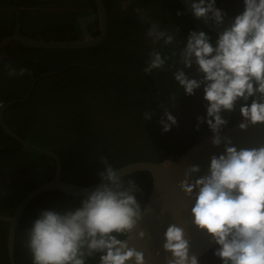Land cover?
<instances>
[{
    "label": "clouds",
    "instance_id": "1",
    "mask_svg": "<svg viewBox=\"0 0 264 264\" xmlns=\"http://www.w3.org/2000/svg\"><path fill=\"white\" fill-rule=\"evenodd\" d=\"M244 5L215 44L204 31H191L174 61L182 65L173 76L186 95L203 89L207 114L197 117V130L206 122L213 133L212 144L225 146L223 154L211 156L205 175L193 181L192 175L201 168L191 165L180 184L195 200L191 208L194 225L218 245L214 255L222 264H264V145L238 149L222 135L229 124L223 114L236 111L238 104L241 130L264 124V0H244ZM191 8L197 19H212L217 25L224 22L225 13L216 7V0H198ZM146 35L153 44L177 43L176 36L161 30L158 23H152ZM176 55L174 51L172 56ZM169 59L154 48L143 71L166 70ZM193 68L198 78L186 71ZM26 72L21 68L17 73L10 67L9 75ZM153 115L146 111L144 119L151 121ZM164 117L160 120L164 132L178 124L167 107ZM100 162L104 165L99 173L102 183L83 197L79 207L63 212L44 210L27 230L25 246L32 264H87L97 255L99 264H147L144 252L128 243L146 211L136 195L141 189L134 179H122L106 157L101 156ZM139 236L143 239L146 233L141 231ZM164 241L163 249L171 254L166 264H201L191 254L183 227L170 224Z\"/></svg>",
    "mask_w": 264,
    "mask_h": 264
},
{
    "label": "flooded vegetation",
    "instance_id": "2",
    "mask_svg": "<svg viewBox=\"0 0 264 264\" xmlns=\"http://www.w3.org/2000/svg\"><path fill=\"white\" fill-rule=\"evenodd\" d=\"M140 1L143 2V0H107V2L111 4V8L108 9L106 0H103V3L106 7L108 19L107 32L104 39L98 44L78 48H33L22 44L18 40H12L5 45L1 44L5 39L15 36L17 32L25 37L47 41L84 40L85 30L90 36L94 38L100 36L101 25L99 21L98 6L95 0H0V90H4L3 93L6 94V97H0V109L5 107L2 113L3 121L5 125L16 135L15 137L7 133L0 123V141H4L3 146L6 150L4 153H0V185H3L7 189L11 190V194L7 196L8 204H10L14 200H16V202L20 200L19 197H17L18 188L17 186H15L17 174L10 172L18 169L21 170L19 165L15 163L17 160H22L25 155H28L27 150L40 153L41 155L49 157L54 161V173L50 180L54 178L57 171V164L54 158L25 145L21 140L57 154L62 161L61 177L63 180H65L63 178L65 167L63 165L62 157L54 150L49 149L41 144L46 141L45 143L48 146L50 145V142H48L49 140H47L46 138V134L39 128H41V124L48 123L49 120L50 122H53L54 116L57 113V110L54 108V106L46 105L47 108H44L43 110V118L40 120V122L39 120L36 121L38 124L34 129H31L28 123L23 120V118L19 119L21 112L26 111L28 108L34 105V103L30 105L34 98H36L35 102H37V98L44 97L46 95L45 88H41L40 90H38V97L34 95L35 91L37 92L36 85L39 81L43 82V80L46 78L56 76L59 78L56 83L62 85V83L65 82L63 77H67L66 73L69 71H72L71 73H74L75 69L78 72L81 71L89 75L92 72H99V74L102 75L104 69L105 71L118 69L120 71V74L122 76H125V79L132 84L136 83V81L141 80L140 73H142L143 76L146 74L143 69L146 67L149 58H147L148 60H146L145 58H142L140 60L139 55L135 54L131 59L133 64L127 66V62H121V59L119 58L115 59L114 57L105 56L102 53L98 52V48L101 47V45H103L104 42L111 36V34L109 33L111 31H113L114 36L119 35L121 32H123V34L120 35V38H122L125 33L129 34L132 31L129 35L130 46L133 45L134 40L140 39L142 41V45H144L145 47V49L143 48V51L148 56L152 52V50L156 48L162 53L163 56L171 57V59L167 61L166 70H154L155 73H158L157 76L154 71L151 74H147V76L153 74L154 76L152 75V79L157 78L156 83L153 85V87L160 89L158 95L146 99V103L144 104L148 112L154 113L153 119L156 121V123L152 125L150 124V121L148 124V120L141 118L139 120L138 117L135 116V113L131 112L130 110L129 112H127V119L128 121L133 122V124H125L123 121V126L121 123H119L124 127V132L122 133L121 139L123 141H132L138 146L145 145V147L140 150L137 155H141L145 158H155L152 153L158 151V147L162 145L166 147V150L162 152L163 158L174 159L170 157H177L193 144H195L204 134L211 132L206 122L200 125L199 130H197L196 127L198 124L197 117L206 116L207 114V102L203 99V89H198L194 96L186 95L183 88L178 84L177 81H175L173 73L178 68L182 67V65L178 63L174 64V61L179 59L180 50H182L186 46L187 38L189 36V29L190 32H199L205 28L206 30L212 32L214 35L216 33L196 20L179 3L178 0L176 1L185 9L187 14H189L191 18L199 23L201 29L198 25L194 24L191 21L184 22V16L182 18L180 15V18L177 19V10H175L177 12H175L171 20L169 18L165 19L167 23L163 22L162 20V18L164 17L163 14L159 17V19H153L150 15L153 10L148 8L147 6H142V4H140ZM216 7L221 9L225 14H235L236 12L240 13V9L244 10L245 5L244 0H216ZM89 16H93V21L86 24V28L84 30L81 26V20L86 19ZM149 17L151 18V20L146 23L145 20ZM75 21L77 23V26L75 24ZM152 23H158L161 30H167L170 33L174 34L176 36L177 43L172 46L165 45L163 41H161L159 44H153L151 39L146 35ZM187 24L189 25V27H187ZM211 41L213 44H215V39H211ZM34 49L57 51V54L54 55L56 58V60L54 61L56 70L33 75L32 71L35 69V67L31 64L30 66H28V62L24 64L23 60L26 56H28L30 62L33 61V64L39 63L40 58L37 57V54L31 53V51ZM69 51H74V58L71 57L73 53L70 55ZM174 51L177 54L176 56H172V53ZM13 56L16 57V67L13 64V62L15 61L13 59ZM113 61L117 62H115L114 64ZM117 63L119 64L117 65ZM10 67L15 68L17 73H19V70L21 68L27 69V72L23 76H20L18 74L9 75ZM186 71H189V75L193 76L194 78H198L195 73V68H193L192 70L186 69ZM61 75L63 76L60 77ZM71 79H74V77H71ZM67 80H69V78ZM149 82V80H141L140 84H146ZM173 96L175 97V99H172ZM12 101L15 102L12 103ZM27 104L28 107H26ZM165 107H167L172 112V114L176 116L178 121V124L173 125L171 130L168 132L163 131L162 125L160 123L161 118L164 117ZM101 109L104 110L102 107ZM115 114L119 115L118 112H114L108 113L107 117L110 118V115ZM94 115L97 119L101 118L100 111L95 112ZM223 115L226 119L229 120V124L227 125L228 128L233 122L232 119L235 117V112L224 113ZM164 118L166 119V117ZM239 118L240 117H237V119H235L236 122L240 120ZM18 120H20L21 122ZM32 139L39 141L40 143H36L32 141ZM182 139L185 141L182 145L179 146V144H173ZM188 141L191 143V145L187 146L184 149V145ZM182 148L183 150H181ZM36 174L38 176H42L46 175V172L44 169H42L36 172ZM89 179H86V182H91L94 180L93 178L91 179V177ZM50 180H46L44 183ZM96 182H92L89 184L76 182L73 183L80 185H90ZM40 185L36 182V180L32 182L31 186L33 187V189L26 193L25 196L20 200L14 212L16 211L21 201L31 191H33ZM45 192H42L35 196L28 203L22 215L20 216L16 229L15 249L18 231L22 230L23 227H25V225L23 224L25 222L23 220V214L27 210L29 204L33 202L39 195ZM0 215L6 216L2 214ZM0 221L7 222L1 219ZM7 223L8 226L6 233V251L8 256L7 243L9 227L11 224L9 222ZM0 232L2 233L4 232V230H0Z\"/></svg>",
    "mask_w": 264,
    "mask_h": 264
},
{
    "label": "trees",
    "instance_id": "3",
    "mask_svg": "<svg viewBox=\"0 0 264 264\" xmlns=\"http://www.w3.org/2000/svg\"><path fill=\"white\" fill-rule=\"evenodd\" d=\"M140 4L153 10L150 13L153 19H159L163 14L164 17L162 20L167 23L165 19L169 18L171 20L175 12L178 11V13H183L181 17L183 18L184 16V22L191 21L200 28L199 23L191 18L176 0H143V2L140 1ZM107 6L108 9L111 8V4L108 2ZM242 10L243 9H240L239 12ZM179 18L180 15L177 16V19ZM75 24L77 26L76 21ZM187 27H189L188 24ZM202 31L207 33L211 39H215V41L218 38L217 34L214 35L205 28ZM131 32L129 34L125 33L122 38H120V35H122L123 32L116 36L113 35V31L109 32L111 36L98 48V52L105 56L114 57L115 59L119 58L121 62H127V66L133 64L131 59L135 54L139 55L140 60L142 58L148 60L147 58H149V56L143 51L145 47L142 45L140 39L134 40L133 45L130 46L129 35ZM188 34H190V29ZM73 52L74 51H69V54L71 55ZM31 53L37 54V57L40 58V62L33 64V61L30 62L28 56L24 58L25 61L23 60V62L24 64L28 62V66L31 64L35 67L32 71L33 75L56 70V65H54L56 58L54 55L57 54V51L34 49ZM71 57L74 58V53ZM13 59L15 60L16 57L13 56ZM115 62L117 61H113L114 64ZM13 64L16 67V60ZM118 64L119 63H117V65ZM71 72L72 71L67 72V77H63L65 82L62 83V85L56 83L57 80H59L56 76L46 78L43 82L39 81L36 85L37 92L35 91L34 95L38 97V90L41 88H45L46 95L37 98V102H35L36 98H34L30 104L32 105L34 103V105L26 111L21 112L19 116V119L23 118V120L28 123L29 127L34 129L38 124L36 121L39 120L40 122L43 118V110L47 108L46 105L54 106L57 110L54 120L51 119L53 122L49 120L51 124L49 122L41 124V128L39 129L43 130L47 136V140H49L48 142H50L49 146L45 143L46 141L41 144L54 150L62 157L65 167L63 178L65 180L83 184L101 180L99 173L104 170V165L100 162L101 156L106 157L116 169L132 162L142 160L161 161L164 159L162 152L166 150V147L160 145V143L158 147L159 150L152 153L155 158H145L141 155H137L145 145L138 146L132 141H123L121 139L122 133L124 132L123 121L125 124H133V122L128 121L127 112L131 110L139 120L140 118L144 119V113L147 111L144 105L146 99L159 94L160 89L153 87L157 80V78L152 79L153 74L148 76L145 74L143 76V74L140 73L141 80H149L150 82L140 84V80L132 84L125 79V76L120 74L118 69H111L110 71H105L104 69L102 75H100L99 72H92L89 75L81 71L78 72L76 69L74 73ZM155 74L157 76L158 73ZM62 76L63 75L60 77ZM71 77H74V79H71ZM68 78L69 80H67ZM3 92L4 90H0L1 98L6 97V94ZM26 107H28V104ZM101 107L104 110H102ZM239 107L240 105L238 104L236 111H234L235 117L232 119L233 122L230 125L236 122L235 119H237V117H240L239 119L242 118L239 113ZM97 111L101 112L100 119H97L94 115ZM114 112H118L119 115L115 114L110 115V118L107 117L108 113ZM155 123L156 121L152 118L150 124L154 125ZM32 141L36 143L39 142L34 139H32ZM184 142L185 141L182 139L173 144H179L180 146ZM3 145L4 141H0V153L6 151ZM189 145H191V143L188 141L184 145V149ZM181 150H183V148ZM27 152L28 155H25L22 160H17L15 163L19 165L21 170L18 169L10 172L17 174L15 186L18 188L17 197H19L20 200L26 193L33 189L31 186L33 181L36 180L40 185L46 180H50L54 173L53 166L55 164L51 158L43 156L35 151L32 152L27 150ZM170 158H176V156ZM42 169L45 170L46 175L38 176L36 172ZM90 177L94 180L86 182V179ZM122 179L125 181L134 179L136 181L141 189L136 195L143 207L152 187L151 174L148 172H137ZM10 194L11 190L0 185V214L2 215L11 216L20 202V200L17 202L14 200L8 204L7 196ZM83 197H73L54 190L39 195L29 204L27 210L23 214V220L25 221L23 224L25 227H23V229L21 228L22 230H19L17 234L15 257L18 264H32L31 255L25 246L27 230L31 228L33 222L39 218L42 211L57 210L63 212L75 209L80 206V201ZM7 226V222L0 221V230H4V232H0V264H9L6 251ZM217 247L211 249L200 258L201 264H222L221 260L214 255V251ZM87 264H99V255L89 258Z\"/></svg>",
    "mask_w": 264,
    "mask_h": 264
},
{
    "label": "water",
    "instance_id": "4",
    "mask_svg": "<svg viewBox=\"0 0 264 264\" xmlns=\"http://www.w3.org/2000/svg\"><path fill=\"white\" fill-rule=\"evenodd\" d=\"M179 3L190 13L196 20L216 34L223 32L231 26L237 15L241 14H225L222 25H217L214 20L205 21L203 18L197 19L191 8L192 3L198 0H178ZM98 6L99 21L101 25V34L97 37L90 36L85 28L86 24L93 21V16L81 20V26L85 30V39L78 41H47L42 39H34L22 36L18 32L15 36L9 37L3 41L1 45L12 40H18L22 44L33 48H61V47H83L100 43L107 32V12L103 0H95ZM15 101H12V103ZM5 108V107H4ZM4 108L0 109V123L3 129L16 137V135L5 125L2 113ZM242 119L235 122L228 128L223 130L222 135L232 140L233 146L239 148H253L264 145V124L249 125L247 130H241L238 125ZM213 133L204 134L195 144L186 151L178 155L174 159H164L161 161H137L125 164L119 169L121 178L137 172H148L152 176V187L149 197L144 205L146 211L143 220L139 223L137 229L130 234L128 243L130 247H135L139 251H143L147 264H166L170 253L163 249L164 233L170 224H177L183 227L186 237L191 242V254L203 257L211 249L217 247L212 242L211 237L205 232L200 231L193 223L191 208L194 206L195 200L188 197L180 188L181 182L185 179V169L191 165H199L200 173H194L192 180L205 175L210 166V158L212 155L219 156L225 152V146H215L211 142ZM18 138V137H17ZM19 139V138H18ZM22 143L32 147L56 160L57 171L54 178L44 184H41L31 191L19 204L16 211L11 216H1L0 219L9 222L7 250L10 264H17L15 260V239L18 220L22 215L28 203L38 194L49 190H60L68 195L81 197L87 193L94 191L101 183L99 180L90 185H80L73 182H67L62 179V161L60 157L52 151L45 150L35 145H31L23 140ZM166 160H171V164H167ZM144 231L145 238L141 239L139 233Z\"/></svg>",
    "mask_w": 264,
    "mask_h": 264
},
{
    "label": "bare ground",
    "instance_id": "5",
    "mask_svg": "<svg viewBox=\"0 0 264 264\" xmlns=\"http://www.w3.org/2000/svg\"><path fill=\"white\" fill-rule=\"evenodd\" d=\"M227 128V127H226Z\"/></svg>",
    "mask_w": 264,
    "mask_h": 264
}]
</instances>
